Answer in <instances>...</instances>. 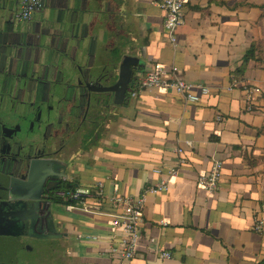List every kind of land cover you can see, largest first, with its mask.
Segmentation results:
<instances>
[{
	"label": "crops",
	"instance_id": "crops-1",
	"mask_svg": "<svg viewBox=\"0 0 264 264\" xmlns=\"http://www.w3.org/2000/svg\"><path fill=\"white\" fill-rule=\"evenodd\" d=\"M159 1L45 0L32 20L21 24V0H8L14 11L2 28L22 25L26 33H38L49 17L60 35L79 45L75 60L60 51L48 76L39 70L36 95L53 80H58L55 93L64 94L69 66L95 64L102 70L122 51L139 62L133 65V77L161 63L192 83L209 86L210 93L197 104L173 90L142 91L115 112L96 145L82 149L72 177L77 186L103 181L107 195L119 191L138 196L150 186L168 183L167 191L148 192L143 238L126 264H260L264 235L254 225L264 205V65L250 61L239 86H233V73L253 42L264 39V10L228 4L264 0H188L176 44ZM4 5L0 0V8ZM19 43L10 33L0 45V63L14 65L18 73L29 58L27 49L16 53ZM4 45L11 49L3 54ZM37 57L40 65L39 48ZM244 84L259 89L252 101ZM215 160L223 162V176L219 190L211 193L198 186V177ZM174 169L176 175L171 174ZM54 208L68 259L64 264H112L108 250L119 231L111 225L110 204H104L101 214ZM79 233L99 239L80 240ZM163 251L171 257H162Z\"/></svg>",
	"mask_w": 264,
	"mask_h": 264
},
{
	"label": "flooded vegetation",
	"instance_id": "flooded-vegetation-1",
	"mask_svg": "<svg viewBox=\"0 0 264 264\" xmlns=\"http://www.w3.org/2000/svg\"><path fill=\"white\" fill-rule=\"evenodd\" d=\"M38 35H14L20 42L16 53L29 52L22 72L0 63V264H33V258L21 253L33 249L28 240L57 250L62 239L60 220L53 219L50 199L53 208L66 209L60 193L77 186L71 173L75 161L85 146L96 145L122 108L113 103L109 92H101L98 81L85 84L80 68L75 69L74 80L64 84V94L36 95V77L39 70L43 77L46 71L43 62L36 63ZM10 49L4 45L2 53ZM47 87L57 88L58 80L46 83ZM130 88L126 103L131 102ZM53 160L60 176L51 175L57 172L50 167Z\"/></svg>",
	"mask_w": 264,
	"mask_h": 264
},
{
	"label": "built area",
	"instance_id": "built-area-1",
	"mask_svg": "<svg viewBox=\"0 0 264 264\" xmlns=\"http://www.w3.org/2000/svg\"><path fill=\"white\" fill-rule=\"evenodd\" d=\"M187 2L188 0H161L158 2V6L165 11L167 33L175 44L178 42V30L184 24V9ZM44 3L45 0H21V7L17 14L18 20H32L35 11L41 9ZM131 81L130 99L137 98L144 90L162 89L173 90L182 95L189 104H197L201 102L204 95H208L211 91L209 86L192 83L161 63H154L145 71L137 72ZM241 83V80L233 76V86H239ZM244 89L248 92L249 101H252L253 92L259 90L248 84H244ZM178 152H183V149L179 148ZM176 173L175 169L171 172L172 175H176ZM222 176L223 162L215 160L210 170L199 174L198 186L211 193L216 192L220 188ZM167 190L168 183L162 181L155 186L146 188L138 196L126 195L119 191L107 195L104 182L97 181L90 186H76L60 193V196L65 201L67 211L80 210L89 214H101L104 204H110L113 209L109 213L111 225L119 231V238L111 237L112 244H110L108 256L113 259L112 264H126L137 254L140 241L143 238L148 192L158 193ZM254 231L264 235V205L256 216ZM78 239L98 240L99 238L92 233H79ZM161 256L169 258L171 252L163 251Z\"/></svg>",
	"mask_w": 264,
	"mask_h": 264
},
{
	"label": "water",
	"instance_id": "water-1",
	"mask_svg": "<svg viewBox=\"0 0 264 264\" xmlns=\"http://www.w3.org/2000/svg\"><path fill=\"white\" fill-rule=\"evenodd\" d=\"M12 7L10 8L8 5V0H5V5L0 8V45L3 39L10 33L13 35H21L26 33L22 25H14L10 30L3 29L2 23L5 19L13 14ZM46 27L43 30H40L38 33L39 38V51L43 58L44 66L46 67L45 76H48L53 69L58 65V56L60 51L67 52V56L69 60H75V52L79 50V45L77 44H70L69 40H67L64 36L60 35L58 32L57 27L55 26V20L50 19L49 17L45 18ZM63 47V48H62ZM26 56L29 57V53H26ZM139 63L136 58L130 54L121 52L118 56L113 58V62L109 68H104L102 70H98L95 64H88L86 67H79L80 68V76L82 77L85 84L91 83L93 81H98L101 85V92H109L112 97V101L115 105L124 107L126 106V94L128 92V88L130 87L131 80L134 73L133 65ZM67 73L69 76L68 82L73 81L75 78V69L71 66L67 69ZM68 82L64 83L67 84ZM2 85V82H0ZM5 82H3L4 84ZM104 83L109 84L106 86ZM58 88V87H57ZM57 88H44L43 92H50L56 91ZM68 88V87H67ZM63 90L64 85H63ZM78 88H75L73 92L77 93ZM74 113V112H69ZM51 168L55 173H51L52 176L57 177L60 176V167L56 165V161H51ZM42 171L41 168L38 169V173ZM50 175V176H51ZM38 183V187L42 185V180ZM51 211L53 215V219H56L57 210L53 208L54 202L53 198L51 197ZM53 202V203H52ZM56 228V227H55Z\"/></svg>",
	"mask_w": 264,
	"mask_h": 264
},
{
	"label": "rangeland",
	"instance_id": "rangeland-1",
	"mask_svg": "<svg viewBox=\"0 0 264 264\" xmlns=\"http://www.w3.org/2000/svg\"><path fill=\"white\" fill-rule=\"evenodd\" d=\"M244 3H247V2L245 1L239 2L238 5H243ZM261 56H264V52L261 53ZM27 242H29L28 244H31L33 246V249L23 250L21 251V253L26 255L27 257L33 258L34 260L33 264H64L68 260L65 257V255L62 254L65 248V246L62 245V241L57 246V250L51 249V246L48 244L45 245V244L36 243L35 241H29V240ZM55 262H59V263H55Z\"/></svg>",
	"mask_w": 264,
	"mask_h": 264
},
{
	"label": "trees",
	"instance_id": "trees-1",
	"mask_svg": "<svg viewBox=\"0 0 264 264\" xmlns=\"http://www.w3.org/2000/svg\"><path fill=\"white\" fill-rule=\"evenodd\" d=\"M224 4H227V2H224ZM238 4L239 3L228 4V5L231 8H237L239 6L249 5L251 7H259L264 10V3L263 4L244 3L243 5H238ZM263 52H264V39L253 42L250 49L246 52L244 56L242 65L234 71L233 76L239 80H242L247 70L248 64L252 60L257 61L264 65V56H261V53ZM260 264H264V260Z\"/></svg>",
	"mask_w": 264,
	"mask_h": 264
}]
</instances>
